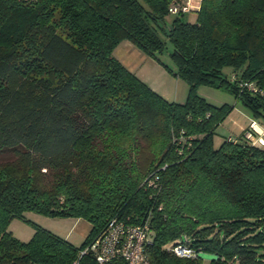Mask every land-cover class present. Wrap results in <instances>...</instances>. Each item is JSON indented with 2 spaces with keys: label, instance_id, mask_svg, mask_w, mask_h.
Instances as JSON below:
<instances>
[{
  "label": "trees",
  "instance_id": "16d2710c",
  "mask_svg": "<svg viewBox=\"0 0 264 264\" xmlns=\"http://www.w3.org/2000/svg\"><path fill=\"white\" fill-rule=\"evenodd\" d=\"M177 1L0 0V264H97L82 250L112 217L148 222L150 264H264V145L241 131L216 147L232 106L197 93L224 86L264 123V0H200L195 22H168ZM166 39L183 102L114 54L127 40L160 61ZM24 211L91 227L76 246ZM13 218L32 223L29 240Z\"/></svg>",
  "mask_w": 264,
  "mask_h": 264
},
{
  "label": "rangeland",
  "instance_id": "374dc122",
  "mask_svg": "<svg viewBox=\"0 0 264 264\" xmlns=\"http://www.w3.org/2000/svg\"><path fill=\"white\" fill-rule=\"evenodd\" d=\"M191 2L193 4H197L200 3V0H191ZM174 17L175 14H168L166 16V21L169 22ZM180 18L184 22H195L197 18V9H192L191 11L181 14ZM159 33L164 38L163 32L159 31ZM135 48V50L138 51V54L142 56L139 61L137 59L136 67L139 74L142 75L148 83L153 85V87L159 91L165 93V95L169 98L178 99L177 102L185 101L188 95V84L181 77L174 76L162 64L163 62L168 66H174L169 56V52L172 49L171 43L166 39V46L163 52L158 55L161 62L147 55L137 47ZM197 93L202 95L212 104L220 105L222 103H228L232 106L229 114L217 125L214 130L213 142L216 147L221 144L225 136L239 135L242 129L246 127L249 120L254 118L249 109L245 107L240 100L236 99L233 93L224 86L201 84L197 87ZM9 157V152L0 151V161L7 160ZM23 216L30 222L32 221L40 227L48 229L60 236L67 235L70 238V242L76 246L80 245L85 238V235L81 232V226H72L75 218L68 216L53 217L35 211H24ZM27 220L13 218L8 225L12 234L16 238L24 241L29 240L34 232V226ZM81 222L87 224L86 220Z\"/></svg>",
  "mask_w": 264,
  "mask_h": 264
},
{
  "label": "built area",
  "instance_id": "2783aa9c",
  "mask_svg": "<svg viewBox=\"0 0 264 264\" xmlns=\"http://www.w3.org/2000/svg\"><path fill=\"white\" fill-rule=\"evenodd\" d=\"M199 3L193 4L191 0L173 2L168 7L170 14H183L192 9H198ZM251 92L257 88L252 82L241 83ZM244 137L254 145H264V123L256 118H251L242 129ZM235 136H229L234 140ZM156 178L146 179L148 186H155ZM150 239V227L147 221L132 223L125 219L112 217L108 220L104 229L95 236L82 250V253H91L97 264H150L144 248ZM173 251L180 257H194L196 252L186 245H175Z\"/></svg>",
  "mask_w": 264,
  "mask_h": 264
},
{
  "label": "crops",
  "instance_id": "0c3cea01",
  "mask_svg": "<svg viewBox=\"0 0 264 264\" xmlns=\"http://www.w3.org/2000/svg\"><path fill=\"white\" fill-rule=\"evenodd\" d=\"M136 48L134 47V45L127 41V40H123L121 41L118 46L115 48V54L116 57L131 71L133 72L136 76H138L141 80H143L144 82H146L153 90H155L157 93H159L160 95H162L164 98H166L169 101H177L178 99H171L169 98L167 95H165V93L159 91L158 89H156L155 87H153V85H151L150 83H148V81L139 74V72L137 71V59L138 61L142 58V56H140V54H138V51L135 50ZM247 125V124H246ZM244 127V126H243ZM74 218V217H72ZM85 219L83 218H75L72 226L76 227V226H81V232L83 235H87L91 224L89 222L84 223L81 221H84ZM82 223V224H81ZM62 237H64L65 239L70 241V238L67 235H62Z\"/></svg>",
  "mask_w": 264,
  "mask_h": 264
},
{
  "label": "water",
  "instance_id": "95a60500",
  "mask_svg": "<svg viewBox=\"0 0 264 264\" xmlns=\"http://www.w3.org/2000/svg\"><path fill=\"white\" fill-rule=\"evenodd\" d=\"M197 257L202 258V259H206V260H214L217 258V255L212 254V253H208V252H204V251H199L197 253Z\"/></svg>",
  "mask_w": 264,
  "mask_h": 264
}]
</instances>
